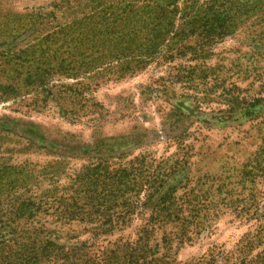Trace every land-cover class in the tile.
<instances>
[{
    "label": "rangeland",
    "instance_id": "rangeland-1",
    "mask_svg": "<svg viewBox=\"0 0 264 264\" xmlns=\"http://www.w3.org/2000/svg\"><path fill=\"white\" fill-rule=\"evenodd\" d=\"M172 1L0 0L13 28L0 38V169L17 181L0 193V222H12L0 240L28 201L26 226L94 255L137 243L132 264H264V0H175V25L190 17L192 29L120 78L45 64L82 17L119 31L129 9ZM80 185L91 203L56 221Z\"/></svg>",
    "mask_w": 264,
    "mask_h": 264
},
{
    "label": "trees",
    "instance_id": "trees-1",
    "mask_svg": "<svg viewBox=\"0 0 264 264\" xmlns=\"http://www.w3.org/2000/svg\"><path fill=\"white\" fill-rule=\"evenodd\" d=\"M175 2L173 0L163 6L146 4L133 11L129 9L125 15L117 19L118 21L122 19L125 26V28L122 26L119 31L111 30L115 23L114 20L105 23L107 17L103 15L99 19L97 12L88 17H82L72 28L68 27L65 31L66 38L62 42L61 51H58L59 59L56 63L53 66H49L47 62L45 64L66 76L72 71L80 70L83 73H91L90 78H100L103 74L120 78L125 73H130L152 60L163 47H166L169 40L184 36L185 31L192 29V26L186 27L189 25L190 17L184 25L180 22L179 25H175V16L179 11L177 7H174ZM11 30H13L12 26L6 23L0 24V38L9 36ZM52 34L55 36L58 33L53 32ZM99 35L102 36L100 40L95 38ZM132 41L137 42V53L140 56L126 57ZM2 56L7 58L9 54L4 53ZM41 58L47 61L44 55ZM112 61H115V64H112ZM16 183V179L11 177L6 168L2 167L0 169V193L13 189L17 186ZM116 186L117 183L109 186L107 190L110 192L109 196L117 190ZM82 188L83 185H80L71 204L56 207V217H58L56 221L68 223L75 220L77 213L82 209L83 199H88V204L91 203L89 194L91 192L87 190V187L84 190ZM16 203L8 214L16 217L17 220L24 219V222L21 226L16 225L19 227L18 233L13 230L10 232L11 235L7 233V236H3L4 238L0 240V264H91L92 261L101 264H119L120 261H125L132 264L141 259L139 255L141 249L137 243L135 246L127 244L125 248L115 249V254L121 253L118 258L113 256L115 255L113 252L110 257L105 255V252V256L103 254L94 255L89 250L90 245L82 243L70 247L58 245L51 239L53 229H48L41 224L30 225L31 227L25 225V221L30 219L34 213L32 210L34 205L28 201ZM110 206H115V204L112 203ZM34 208L38 207L34 206ZM113 223L117 224V220ZM11 224L10 221L0 222V227H7ZM104 224L106 222L100 223L98 227Z\"/></svg>",
    "mask_w": 264,
    "mask_h": 264
}]
</instances>
